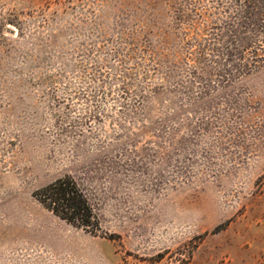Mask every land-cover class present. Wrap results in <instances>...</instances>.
I'll use <instances>...</instances> for the list:
<instances>
[{
  "label": "rangeland",
  "instance_id": "rangeland-1",
  "mask_svg": "<svg viewBox=\"0 0 264 264\" xmlns=\"http://www.w3.org/2000/svg\"><path fill=\"white\" fill-rule=\"evenodd\" d=\"M230 3L0 0L1 249L29 264H264V62L229 75L206 49ZM64 174L101 232L33 195Z\"/></svg>",
  "mask_w": 264,
  "mask_h": 264
},
{
  "label": "trees",
  "instance_id": "trees-1",
  "mask_svg": "<svg viewBox=\"0 0 264 264\" xmlns=\"http://www.w3.org/2000/svg\"><path fill=\"white\" fill-rule=\"evenodd\" d=\"M226 9L227 18L212 33L206 49L213 52V63L229 67L224 69L229 75L232 71L247 74L264 62V0H231ZM203 71L209 76L212 70L206 66ZM33 195L44 207L74 226L92 234L102 231L98 212L72 175L54 179L36 189ZM105 236L115 237L114 234Z\"/></svg>",
  "mask_w": 264,
  "mask_h": 264
},
{
  "label": "crops",
  "instance_id": "crops-1",
  "mask_svg": "<svg viewBox=\"0 0 264 264\" xmlns=\"http://www.w3.org/2000/svg\"><path fill=\"white\" fill-rule=\"evenodd\" d=\"M7 249L0 248V264H29L27 263H19L15 261L11 256L8 255Z\"/></svg>",
  "mask_w": 264,
  "mask_h": 264
}]
</instances>
